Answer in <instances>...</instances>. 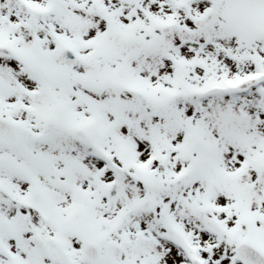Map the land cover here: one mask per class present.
Instances as JSON below:
<instances>
[{
    "label": "snow or ice",
    "instance_id": "obj_1",
    "mask_svg": "<svg viewBox=\"0 0 264 264\" xmlns=\"http://www.w3.org/2000/svg\"><path fill=\"white\" fill-rule=\"evenodd\" d=\"M0 264H264V0H0Z\"/></svg>",
    "mask_w": 264,
    "mask_h": 264
}]
</instances>
